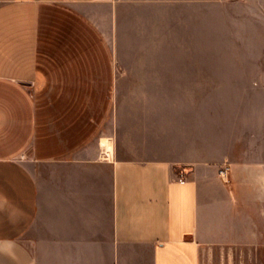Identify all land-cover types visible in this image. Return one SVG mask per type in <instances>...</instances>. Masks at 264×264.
Masks as SVG:
<instances>
[{"label":"crops","instance_id":"0c3cea01","mask_svg":"<svg viewBox=\"0 0 264 264\" xmlns=\"http://www.w3.org/2000/svg\"><path fill=\"white\" fill-rule=\"evenodd\" d=\"M180 1L0 0V264H264V163L211 90H144Z\"/></svg>","mask_w":264,"mask_h":264},{"label":"rangeland","instance_id":"374dc122","mask_svg":"<svg viewBox=\"0 0 264 264\" xmlns=\"http://www.w3.org/2000/svg\"><path fill=\"white\" fill-rule=\"evenodd\" d=\"M179 9L180 29L190 27L184 49L191 61L183 58L179 79L144 90H211L213 138L264 163V0H181ZM164 66L165 76L175 74V65L174 72Z\"/></svg>","mask_w":264,"mask_h":264},{"label":"built area","instance_id":"2783aa9c","mask_svg":"<svg viewBox=\"0 0 264 264\" xmlns=\"http://www.w3.org/2000/svg\"><path fill=\"white\" fill-rule=\"evenodd\" d=\"M220 172H221V174H222L223 176H226V175H227V169H226V168H222V169L220 170Z\"/></svg>","mask_w":264,"mask_h":264}]
</instances>
